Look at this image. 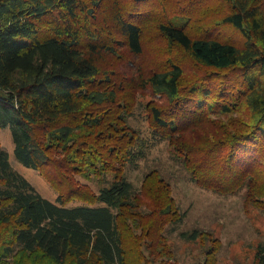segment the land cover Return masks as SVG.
I'll return each instance as SVG.
<instances>
[{"label": "trees", "instance_id": "obj_1", "mask_svg": "<svg viewBox=\"0 0 264 264\" xmlns=\"http://www.w3.org/2000/svg\"><path fill=\"white\" fill-rule=\"evenodd\" d=\"M222 1L230 10L220 22L240 43L196 31L199 21L189 17L158 24L207 71L186 80L175 60L135 75L110 65L111 57L144 52L145 25L130 11L151 0H0V130L10 127L16 159L60 194H41L0 140V264L169 258L166 229L186 213L156 170L141 190L128 176L156 139L172 146L196 184L224 195L246 187V200L264 209V0ZM144 91L159 97L146 105L150 137L132 123ZM80 177L97 179L99 191ZM73 200L84 203L69 206ZM179 236L210 242L204 264H216L218 238L199 228ZM252 264H264V243Z\"/></svg>", "mask_w": 264, "mask_h": 264}, {"label": "rangeland", "instance_id": "obj_2", "mask_svg": "<svg viewBox=\"0 0 264 264\" xmlns=\"http://www.w3.org/2000/svg\"><path fill=\"white\" fill-rule=\"evenodd\" d=\"M151 1L149 6L147 4L150 2H147L144 11H130L134 18L142 20V24L145 25L144 52L134 56L126 51L127 60L111 57L114 61L113 63L110 60L113 70L119 71L118 65L124 63L123 66L131 68L129 73L135 75L140 70L147 73L175 60L184 64L187 72L186 80L204 77L207 74L206 69L187 59V56L176 45L168 43L160 34L158 24L166 19L178 18L185 22L186 17H189L191 21H199L194 25L196 31L208 33L213 29L214 37L236 43L242 41V36L238 31L220 22L223 15L230 10L229 4L222 0H161L162 3ZM181 6H186L185 12H180ZM189 26L192 27L191 24ZM138 94V104L132 117V123L142 131L143 136L150 137L151 128L146 118V105L154 98L159 102V97H154L150 91ZM238 119L239 117L236 121ZM0 140L3 147L10 153L12 165L27 177L41 194L56 201L60 195L59 191L48 182L43 174L23 165L16 159L15 142L10 127L0 130ZM153 170L165 179L177 208L181 214L186 213V215L180 223L169 225L166 229L169 258L156 260L153 256H148L145 263L204 264L205 251L211 243L201 240L185 241L179 236L181 230L199 228L205 234L218 238L221 242L216 264H252L258 245L264 243V209L246 200V187L235 195H224L201 187L191 178V173L183 166L178 154L165 140L156 139L147 157L141 161L139 167L131 169L128 176L136 189L141 190L145 176ZM80 179L82 184L90 186L94 191H99L101 183L97 179L87 180L82 177ZM66 189L67 186H64V190ZM83 203L81 200H73L68 205L77 206ZM137 232L142 234L141 229ZM29 258H26L27 264H31ZM13 260L11 259L9 263Z\"/></svg>", "mask_w": 264, "mask_h": 264}]
</instances>
